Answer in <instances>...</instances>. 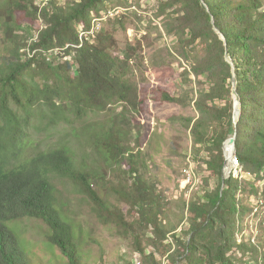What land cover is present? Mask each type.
<instances>
[{
	"label": "trees",
	"instance_id": "trees-1",
	"mask_svg": "<svg viewBox=\"0 0 264 264\" xmlns=\"http://www.w3.org/2000/svg\"><path fill=\"white\" fill-rule=\"evenodd\" d=\"M36 2L0 0V264L37 263L38 254L32 251L30 257L24 237L11 226L26 219L47 226L43 250L51 262L108 264L83 249V228L58 196L57 178L74 184L119 235L133 236L146 264H250V258L264 264V245L237 237L245 214L237 199L239 177L247 174L264 183V0L162 4L161 14L176 8L165 27L178 38L177 50L190 65L183 72L185 82L203 85L205 79L208 88L178 96L160 85L151 98L131 80L133 49L115 55L114 35L96 28L112 0H44L42 7ZM19 13L42 23L37 36L24 28ZM197 43L202 55L190 51ZM150 99L195 105L198 117L181 120L195 152L207 153L206 184L219 182L204 198H187L195 188H182L180 216L144 172L148 160L137 128ZM90 116L102 119L86 122ZM39 117L56 127L72 125L76 150L63 144L29 156L31 127ZM235 136L234 148L226 147L225 170L224 146ZM151 137L163 139L156 133ZM112 173L126 178L114 193L128 206L132 221L94 190V181L105 185ZM122 263L133 264L123 258Z\"/></svg>",
	"mask_w": 264,
	"mask_h": 264
},
{
	"label": "rangeland",
	"instance_id": "rangeland-1",
	"mask_svg": "<svg viewBox=\"0 0 264 264\" xmlns=\"http://www.w3.org/2000/svg\"><path fill=\"white\" fill-rule=\"evenodd\" d=\"M57 1L62 4L64 2V0ZM168 1L112 0L102 15L103 19L97 21L95 25L97 30L105 29L114 35L115 55L123 56L126 50L131 52V48L133 49L132 54L136 55L131 64L130 75L142 96L151 98V92L160 85L178 96L182 95L183 91H193L196 96L199 89H205L208 86L205 79H203V85L187 84L184 80L183 72L190 70V65L177 50L178 38L169 35L165 27L169 18L172 19L170 15L175 12L176 8L167 9L165 13L161 14L162 4ZM43 2L44 0H37L36 3L42 7ZM174 17L178 18V15ZM17 18L26 30L31 29L35 35L38 27L40 29L42 26V23L33 24L22 13L17 14ZM174 24L177 25V23ZM1 34L0 31V42L2 41ZM190 51H193L192 55L197 53L202 55V45L197 43ZM50 56L56 57V54L52 53ZM190 79L195 81V76L191 75ZM146 108L149 111L144 114L142 124L137 128L139 135L143 136L144 154L148 160V167L144 172L158 190L165 195L168 194L171 200L169 208L180 216L183 214V202L185 201L184 199L180 200L183 195L182 188L187 186H191V190L195 188L192 193L186 194L187 198L191 196L204 198L206 193L215 190L219 184L217 179L210 181L209 185L206 184V180L209 178L205 164L207 153L204 150L195 152L190 131L181 120V118H196L199 113L194 104L184 107L174 104H159L152 99L146 102ZM99 118L90 116L86 122L102 119V117ZM33 123L30 131L32 144L27 149L29 156L56 149L63 144H70L71 148L76 150L72 125L61 124L56 127L42 117L35 119ZM82 125H84L83 122L78 127ZM151 133L161 135L163 139L154 140ZM137 134L135 133V137ZM158 141L160 145H157ZM132 146L134 147L133 141ZM89 152L88 154H90ZM84 158L86 159V155ZM87 162L92 163L91 160ZM188 166L189 168L184 170ZM188 176L191 181L187 184ZM125 181L124 176L115 178L112 173L105 185L95 181L93 185L95 191L106 196L110 203L126 215L128 206L122 203L119 196L114 193V189L125 185ZM239 181L242 183V192L238 193L237 199L245 210V214L241 216L237 227L239 228L238 240L263 246L264 202L262 189L264 183H259L253 176L247 174L239 177ZM54 182L59 189L58 196L63 202H66L68 214L83 228L84 250L97 257H103V260L108 264H124L122 258L133 264H146L142 255L135 249L133 236H121L118 232L119 228L101 221L95 212V206L70 181L57 178ZM196 182L198 183L196 184ZM126 217L128 221L133 219L129 215ZM11 226L19 229L20 237H24L30 257L33 256L32 251L38 254L39 258L36 264H64L57 261L51 262L50 254L43 250L44 244L47 243L48 228L42 221L26 219L21 223H13ZM147 251L150 253L153 250L147 248ZM238 253L241 254V252ZM248 261L251 262L250 264H255L253 258Z\"/></svg>",
	"mask_w": 264,
	"mask_h": 264
},
{
	"label": "water",
	"instance_id": "water-1",
	"mask_svg": "<svg viewBox=\"0 0 264 264\" xmlns=\"http://www.w3.org/2000/svg\"><path fill=\"white\" fill-rule=\"evenodd\" d=\"M228 61L230 62V60L228 59ZM236 98L239 100V96L237 94H235ZM237 136V135H236ZM236 136L232 139H229L228 141H226L225 143V146H224V149H225V154H226V163H225V170H226V167H228V159H227V150H226V147L227 146H232L234 148V144H235V140H236ZM234 150V155H233V161L235 160L236 155H235V149Z\"/></svg>",
	"mask_w": 264,
	"mask_h": 264
},
{
	"label": "bare ground",
	"instance_id": "bare-ground-1",
	"mask_svg": "<svg viewBox=\"0 0 264 264\" xmlns=\"http://www.w3.org/2000/svg\"><path fill=\"white\" fill-rule=\"evenodd\" d=\"M190 171H191V170H190ZM188 173H190V172H188ZM188 177H189V178H188V182H187V184L190 183V181H191V180H190V176H188ZM197 178H198V177H197ZM186 179H187V178H186ZM193 179H194V178H193ZM197 183H198V182H196V184H197ZM192 184H193V183H192Z\"/></svg>",
	"mask_w": 264,
	"mask_h": 264
},
{
	"label": "built area",
	"instance_id": "built-area-1",
	"mask_svg": "<svg viewBox=\"0 0 264 264\" xmlns=\"http://www.w3.org/2000/svg\"><path fill=\"white\" fill-rule=\"evenodd\" d=\"M237 157V156H236ZM238 159L237 158H235V160L234 161H237Z\"/></svg>",
	"mask_w": 264,
	"mask_h": 264
}]
</instances>
